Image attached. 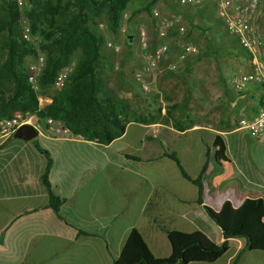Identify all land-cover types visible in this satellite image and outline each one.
I'll list each match as a JSON object with an SVG mask.
<instances>
[{
    "label": "crops",
    "instance_id": "1",
    "mask_svg": "<svg viewBox=\"0 0 264 264\" xmlns=\"http://www.w3.org/2000/svg\"><path fill=\"white\" fill-rule=\"evenodd\" d=\"M262 15L264 8L253 15L251 24L257 44L254 59L264 63ZM169 45L173 51L181 49L177 43ZM224 57H237L241 65L225 67L213 82L204 81L196 104L198 114L189 118L191 113H185L184 123L176 119L180 129L172 121H157L158 109L139 99L136 116L124 115L122 134L106 145L36 135L37 147L47 152L50 161L49 192L61 200L56 214L40 179L46 158L31 141L9 138L1 143L0 264H82L70 256L78 253L76 247L81 248L83 239L93 241L89 244L96 253L88 264H134L139 259L147 264L174 262L189 243L215 248L223 242L227 251L219 259L190 264H231L237 255L236 264H264V252L244 251L238 240L224 241L202 209L216 213L224 202L233 209L246 199L264 202V147L237 127L238 121L255 115L262 92L259 86L248 85L236 93L230 85L234 75L253 71V59L245 52ZM160 70L155 76L160 84L176 81L177 77ZM115 89L107 95L123 105L125 97ZM51 97L40 93L38 108L49 105ZM158 114L161 118L165 112L161 109ZM38 123L43 130V120ZM165 151L175 154L190 179L206 164L199 205L196 188L181 177L176 165L163 155ZM115 185L120 194L117 203L108 196L92 200L93 192L112 191ZM93 205L99 210L88 214ZM153 219L169 233H162ZM89 244L92 252L87 253H93Z\"/></svg>",
    "mask_w": 264,
    "mask_h": 264
},
{
    "label": "trees",
    "instance_id": "2",
    "mask_svg": "<svg viewBox=\"0 0 264 264\" xmlns=\"http://www.w3.org/2000/svg\"><path fill=\"white\" fill-rule=\"evenodd\" d=\"M132 0H26L29 10L26 17L32 34L41 38L40 50L44 54V69L39 77V94L51 87L56 74L66 67L75 51L79 55L61 90L54 92L50 104L39 109L37 95L26 83L24 60L33 57V50L20 38L18 29L19 11L14 0H0V118H9L14 112L35 115L39 120L51 118L63 123L71 133L84 140L106 145L123 132L125 107L104 92V84L97 73L102 61L101 39L91 30L94 20L104 16L111 33L119 27L121 16ZM160 0H147L139 12H148ZM127 36L126 46L131 44ZM235 42V40H234ZM236 43V42H235ZM237 54L244 52L237 46ZM243 51V52H242ZM148 117V115H147ZM174 127L180 129L177 122ZM47 164L41 175V183L48 191L49 207L56 214L61 200L49 192L46 175L50 161L48 154L36 145ZM208 150H205V158ZM172 161L181 177L197 190L196 204L201 203V168L195 179H190L182 170L174 153L163 154ZM133 159L132 157H130ZM206 218L219 231L222 239L238 240L247 252H264V202L261 199H246L236 209L224 202L216 213L202 208ZM150 211L149 205L146 212ZM154 225L165 235L168 230L159 222ZM227 251V244L204 248L198 243L183 247L176 261L157 264L213 263ZM239 255L231 264H236ZM134 264H147L143 259Z\"/></svg>",
    "mask_w": 264,
    "mask_h": 264
},
{
    "label": "rangeland",
    "instance_id": "3",
    "mask_svg": "<svg viewBox=\"0 0 264 264\" xmlns=\"http://www.w3.org/2000/svg\"><path fill=\"white\" fill-rule=\"evenodd\" d=\"M19 11L18 29L19 32L23 26L29 27L26 12L29 10V5L26 0H14ZM147 0H132L124 10L119 27L115 33H111L107 26L103 15L94 20L90 26L92 32L101 39V51L103 60L97 65V73L104 84V92L107 94L109 90L119 89V95L124 100L125 117L133 118L136 116V106L139 105V99H144L147 106L153 105L158 109L156 112V120L162 123L175 122L176 119L184 123L187 118L185 113H191L189 118H194L197 105L200 101V89L204 86V81L213 82L215 74L223 71L225 67L231 65H241L237 57L225 58V55L237 54V44L223 29L221 23L215 17V10L211 4H201L197 6H185L181 0H160L148 12H139ZM261 1L260 8H264V3ZM157 12L155 18L152 12ZM174 15H173V14ZM179 16V17H178ZM158 20L166 22L165 27V42L168 52L158 64L157 68L148 76L147 86L148 92L142 93L135 82L136 74H139L143 66V52L137 39L139 30H143L148 51L153 50L160 40H158L157 32L159 30ZM209 22L210 26L205 27L204 22ZM183 28V33H177V29ZM127 36H131L130 46H126ZM170 42L177 43L180 47L189 43L195 46L197 52L195 55L188 56L185 61L179 65L178 70L173 73L166 71V66L174 60L180 50L173 51L170 48ZM111 43L119 47L118 53H112L107 49L106 44ZM179 47V48H180ZM178 48V49H179ZM44 55V54H43ZM79 55L75 51L68 65L75 64ZM33 62V57H27L24 60L23 67H26ZM159 67V68H158ZM177 77L176 81L164 82L160 84L159 78L155 77L158 72ZM48 88L43 90L42 94L53 95L55 91ZM116 90V89H115ZM124 90L125 93H122ZM158 104V105H157ZM197 104V105H196ZM157 105V107H155ZM163 110L165 115L159 118V110ZM168 109V110H167ZM147 117V114H146ZM148 118V117H147ZM155 118V117H154ZM163 165H166L165 163ZM169 168V167H168ZM118 186L115 185V190H107L93 192L92 200H100L101 196H108L109 200L114 202L120 200ZM90 194V190L86 192ZM140 197V196H139ZM88 214H95L99 208L94 206ZM96 207V208H95ZM117 207L115 208V211ZM72 212V211H70ZM70 215V214H69ZM127 225V224H124ZM122 224H115V227H120ZM115 235V232H114ZM91 239L89 241L82 240V246L76 247V254H72L70 258L82 264H88L94 261L96 253ZM87 244L90 245L93 253H87ZM73 253V252H72ZM68 255V254H67ZM94 257V258H93ZM93 258V259H92ZM78 260V261H77Z\"/></svg>",
    "mask_w": 264,
    "mask_h": 264
},
{
    "label": "built area",
    "instance_id": "4",
    "mask_svg": "<svg viewBox=\"0 0 264 264\" xmlns=\"http://www.w3.org/2000/svg\"><path fill=\"white\" fill-rule=\"evenodd\" d=\"M181 3L188 6H197L201 4H212L215 10V17L221 23L224 31L232 37L237 46L253 59V71L234 75L230 79V85L236 93L242 92L248 85L259 86L262 92V100L255 115L246 120L238 121L237 127L243 130L253 140L259 142L264 147V63L257 62L255 58L257 44L252 36V17L260 9V0H181ZM153 17H157V12H152ZM264 21V15L261 16ZM159 30L157 37L160 42L151 51L147 49L146 37L143 30L137 34L138 43L141 52H143V66L139 74L135 76V82L142 93L148 92V76L157 68L163 57L167 54L168 48L165 42L164 20H158ZM178 33H183V28L177 29ZM21 40L33 50V62L25 70L26 83L29 90L39 96L38 80L44 69V55L40 50L41 38L30 32L28 26H23L20 30ZM106 47L112 53H118L119 47L107 43ZM197 49L194 45L185 43L181 46L176 55V60L166 67L169 73L176 72L188 56L195 55ZM74 65L70 64L62 68L55 76L51 89L55 92L61 90L64 83L72 71ZM22 125L30 126L36 135L43 133L50 138L61 140H81L80 135L70 132L62 122L51 118L43 119V130L39 126L38 119L35 115L14 112L9 118H0V144L11 138L13 133Z\"/></svg>",
    "mask_w": 264,
    "mask_h": 264
},
{
    "label": "water",
    "instance_id": "5",
    "mask_svg": "<svg viewBox=\"0 0 264 264\" xmlns=\"http://www.w3.org/2000/svg\"><path fill=\"white\" fill-rule=\"evenodd\" d=\"M11 138L15 140L28 142L36 138V133L30 126L22 125L13 133Z\"/></svg>",
    "mask_w": 264,
    "mask_h": 264
}]
</instances>
